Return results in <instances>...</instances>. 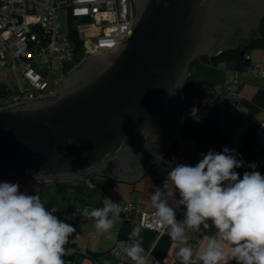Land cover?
I'll return each instance as SVG.
<instances>
[{"label": "water", "instance_id": "obj_1", "mask_svg": "<svg viewBox=\"0 0 264 264\" xmlns=\"http://www.w3.org/2000/svg\"><path fill=\"white\" fill-rule=\"evenodd\" d=\"M130 3L117 52L84 57L54 94L0 108V182L138 180L201 108L185 94L191 64L240 45L264 16V0H137L136 14Z\"/></svg>", "mask_w": 264, "mask_h": 264}, {"label": "clouds", "instance_id": "obj_2", "mask_svg": "<svg viewBox=\"0 0 264 264\" xmlns=\"http://www.w3.org/2000/svg\"><path fill=\"white\" fill-rule=\"evenodd\" d=\"M234 152L227 147L222 153L210 150L195 166L178 164L169 172L168 179L180 197L176 203L186 208L183 221L177 220L167 199L172 191L157 187L151 195L154 222L176 242L181 264H229L233 260L264 264V176L252 171L239 178L235 169L244 162ZM41 177L47 176L43 172L34 175L37 181ZM55 211L45 207L39 194L21 193L17 183L0 182V264H66L63 257L71 255L72 249L65 246L76 229L53 215ZM82 215L94 220L99 234L114 238L112 229L120 219L118 203L106 201L100 208H84ZM209 221L216 231L194 254L187 233L200 231L201 226L209 229ZM141 228H133L130 243L121 242L134 264H148Z\"/></svg>", "mask_w": 264, "mask_h": 264}, {"label": "built area", "instance_id": "obj_3", "mask_svg": "<svg viewBox=\"0 0 264 264\" xmlns=\"http://www.w3.org/2000/svg\"><path fill=\"white\" fill-rule=\"evenodd\" d=\"M64 6L69 9L72 19L85 20L76 29L77 37L82 40L80 53L70 36L61 33L59 10ZM131 25L130 0H0V64L8 65L13 81V85L5 83L2 88L0 108L54 94L55 81L81 59L100 49L117 52ZM245 57L248 59L249 55ZM249 68L264 78V63H254ZM55 72L58 77L51 79V73ZM237 86L236 79L228 77L221 87L232 121L238 120L243 112ZM262 129L264 123L259 124L256 133L259 145L264 147ZM114 203L119 204L120 215L125 219L137 214L136 225L153 231L156 237L166 232L162 233L154 222L155 209L129 199ZM121 242L126 245L130 240L119 238L109 249L115 258L114 264H127L129 260ZM189 245L193 248V244ZM144 254L148 264H161V259L152 254L151 248L145 249ZM63 259L66 264H81L74 258ZM93 264L102 263L94 260Z\"/></svg>", "mask_w": 264, "mask_h": 264}, {"label": "crops", "instance_id": "obj_4", "mask_svg": "<svg viewBox=\"0 0 264 264\" xmlns=\"http://www.w3.org/2000/svg\"><path fill=\"white\" fill-rule=\"evenodd\" d=\"M247 54L249 55L248 63L243 67L237 66L233 60H226L220 64H214L204 59L196 60L189 68L190 84L185 87L187 96L202 100L200 112L203 114L200 118L205 125L215 127V132L218 128L219 132L229 133L232 138L229 148L234 150L242 141L247 119L252 120L257 128L259 124L264 123V78L255 75L249 68L251 64L264 63V48H253ZM228 77L236 79L237 91L243 107V112L236 121L231 120V113L221 95L222 84ZM195 113L196 111L193 114ZM214 138L213 135L201 134L197 139H192L179 134L176 138V149L178 153L194 156L195 162L189 165L195 166L203 158L202 154H207L210 150L219 153L212 143ZM235 139L238 142H235ZM262 157L264 154L261 159ZM160 162L163 163V161ZM111 179L112 182L104 185L100 191L95 192L89 198V201H92V208L97 203H101L103 207L106 201L115 202L129 199L154 209L150 198L155 188L158 187L162 192L172 191L174 193L167 199L170 206L177 211V220L183 221L186 208L176 203L180 199L179 193L178 191L175 193L174 186L167 175L156 179L145 172L132 183ZM137 218V214H133L130 219H125L120 215V219L112 229L114 238L111 240L107 238V235H101L96 231L94 220H92L89 224L90 235L83 234L78 238L75 236L73 240L77 249L72 250L73 255H67L64 258H74L77 261L82 259L83 262L78 261L81 264H93L94 260L102 264H114L115 258L109 253V249L117 239H129L133 228L137 226ZM209 224V229H203L201 226L200 231H188V244H193L194 254H198L206 244L207 238L214 235L216 230L211 226L210 221ZM140 236L144 250L151 248L152 254L161 259V264H179L181 262L176 255L178 246L171 240L167 232L156 237L153 231L141 228ZM127 264H134V262L129 258ZM229 264H237V262L233 260Z\"/></svg>", "mask_w": 264, "mask_h": 264}, {"label": "trees", "instance_id": "obj_5", "mask_svg": "<svg viewBox=\"0 0 264 264\" xmlns=\"http://www.w3.org/2000/svg\"><path fill=\"white\" fill-rule=\"evenodd\" d=\"M70 38L76 44V51L80 53L82 48V40L77 37L76 29H71L69 34ZM253 48H264V16H262L259 25L256 29V32L249 38L245 39L240 45L235 48L228 49L217 53L213 56H201L199 59L208 60L214 64H220L226 60H233L236 62V65L243 67L248 63V59L245 55ZM239 49H244V54H240ZM198 60V59H197ZM190 84V77L186 80L185 87ZM5 86L4 82H0V95L2 88ZM201 109L197 110L195 114L185 116L180 127L179 134L189 137L192 139H197L201 134H207L208 136L213 135L215 138L212 140L214 147L219 153L223 152V149L229 146L232 143V138L229 133L219 132L218 128L214 134H211L206 131L205 123L200 118L203 114L200 112ZM256 124L247 119L245 122V129L242 136V141L235 149V152L232 153L236 155L238 160H243V165L240 168L235 169L238 173L239 178H243L245 172L258 171L262 176H264V162H262L261 156L264 154V147L259 146L258 138L256 135ZM231 150V149H230ZM160 161H163L161 163ZM195 162L194 156L185 155L178 153L176 149V139L172 141L169 149L158 159V161L150 166L146 173L150 174L156 179H161L166 176L176 165L178 164H193ZM255 165V168L249 167V165ZM96 178V180H93ZM92 181L89 183L88 181ZM74 184L70 182H60L55 183L56 192L60 195L66 193L70 190L73 194V199L82 196L90 198L95 192L100 191L104 185L112 182L110 177H104L99 175H90L87 179L84 180H75ZM101 203H97L94 208H100ZM74 253H71L73 255ZM181 264V262L179 263Z\"/></svg>", "mask_w": 264, "mask_h": 264}, {"label": "rangeland", "instance_id": "obj_6", "mask_svg": "<svg viewBox=\"0 0 264 264\" xmlns=\"http://www.w3.org/2000/svg\"><path fill=\"white\" fill-rule=\"evenodd\" d=\"M85 20L78 18H73L70 16L69 9L67 7H61L59 10V22H60V30L62 34H69L71 29H79L80 25H82L81 22ZM58 72L51 73L50 78L55 79L58 77ZM0 82L6 83L8 86L13 85L12 81V74L10 72V69L8 65H2L0 64ZM235 142H238L237 139H235ZM76 181H71V184H74ZM38 185L43 187H51L50 182H39ZM89 200L86 197H78L75 200L73 199V194L69 193L67 196H62L60 194H55V205H56V211L53 212V215L57 216L58 219L61 221L68 223L72 225L76 232L72 234V236L69 238L70 242L68 245H66V248H70L72 250L77 249L75 247V244L71 242L75 236L83 235V234H89L91 227L90 222L92 219H89L82 215V212L84 210L83 201ZM92 204V201H89ZM90 210L92 208H89ZM52 211V210H51ZM79 262H83L84 260L78 259Z\"/></svg>", "mask_w": 264, "mask_h": 264}, {"label": "flooded vegetation", "instance_id": "obj_7", "mask_svg": "<svg viewBox=\"0 0 264 264\" xmlns=\"http://www.w3.org/2000/svg\"><path fill=\"white\" fill-rule=\"evenodd\" d=\"M134 11L136 14L137 11V0H132ZM68 75V74H67ZM75 180H66V181H60V182H71ZM39 182H50L51 187H43L38 185ZM58 181H46V180H25V181H15L11 183H17L19 185V191L21 193H25L28 195H37L39 194L41 197L42 202L45 204V207L51 211L53 208H56L55 205V194H57L55 189V183ZM69 193H71L70 190L66 191L65 194L62 196H67ZM85 208H92V204L89 202V200H85L82 202Z\"/></svg>", "mask_w": 264, "mask_h": 264}]
</instances>
